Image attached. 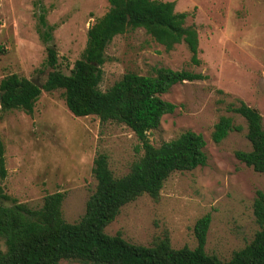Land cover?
I'll list each match as a JSON object with an SVG mask.
<instances>
[{
  "label": "rangeland",
  "instance_id": "374dc122",
  "mask_svg": "<svg viewBox=\"0 0 264 264\" xmlns=\"http://www.w3.org/2000/svg\"><path fill=\"white\" fill-rule=\"evenodd\" d=\"M158 1L174 2L175 12L188 14L186 24L198 33L199 64L191 63L184 44L166 52L137 29L107 46L99 88L105 91L125 73L153 75L161 67L202 74L205 80L176 84L162 95L176 109L162 117L148 138L158 147L182 132H195L205 141L207 160L203 167L170 175L157 201L142 195L122 207L104 232L120 233L128 243L145 247L167 235L173 249H193V226L209 214L205 251L228 261L258 230L252 205L256 192H264V174L235 158V152L251 147L245 120L227 109L242 101L259 113L264 129V0ZM108 8L107 0H0V81L15 74L42 84L51 71L45 65L47 47L57 53V70L69 75L83 53L89 27ZM41 14L54 27L47 43L37 30ZM221 116L231 118L241 131L215 144L211 133ZM0 140L3 193L33 209L42 206L46 195L64 193L61 211L70 224L82 217L95 190L92 167L98 153L107 155L115 177L127 174L142 155L126 126L101 123L94 116L74 117L62 90L42 92L31 115L0 112Z\"/></svg>",
  "mask_w": 264,
  "mask_h": 264
},
{
  "label": "trees",
  "instance_id": "16d2710c",
  "mask_svg": "<svg viewBox=\"0 0 264 264\" xmlns=\"http://www.w3.org/2000/svg\"><path fill=\"white\" fill-rule=\"evenodd\" d=\"M107 12L88 29L86 45L69 75L57 70V53L47 47L45 65L51 69L46 80L34 85L15 74L0 81V112L23 111L28 115L42 92L63 91L65 105L76 118L97 117L101 123L115 122L126 126L138 139L142 155L132 163L129 172L115 177L105 153L93 160L95 190L88 198L78 222L70 224L62 216L64 193L43 198L42 206L33 209L4 194L0 187V264H60L74 261L81 264H264V192L257 191L252 212L258 230L242 249L221 261L205 251L211 217L196 220L193 234L196 246L173 249L167 235L152 246L134 245L120 233L107 235L104 230L125 205L142 195L154 201L164 182L176 172H187L206 164L205 141L192 131L182 132L168 142L154 147L148 133L156 129L163 116L172 114L176 106L162 95L176 84L203 81L202 74L186 70L158 68L153 75L125 73L105 91L102 67L105 51L116 37L142 29L166 52L184 44L191 63L198 65V33L187 25L188 14L175 12L174 2L158 0H107ZM38 33L44 43L52 40L53 26L44 14L39 16ZM227 109L246 122V139L251 150L237 151L235 158L255 173L264 174V129L262 118L253 108L238 100ZM241 127L231 118L221 116L214 125L211 140L218 144L230 132ZM4 146L0 140V181L5 178ZM8 202L9 205H5ZM3 247V248H2Z\"/></svg>",
  "mask_w": 264,
  "mask_h": 264
},
{
  "label": "water",
  "instance_id": "95a60500",
  "mask_svg": "<svg viewBox=\"0 0 264 264\" xmlns=\"http://www.w3.org/2000/svg\"><path fill=\"white\" fill-rule=\"evenodd\" d=\"M31 82H32L34 85H36L37 87L41 88V86H40V84H39L38 82H36V81H34V80H31Z\"/></svg>",
  "mask_w": 264,
  "mask_h": 264
}]
</instances>
